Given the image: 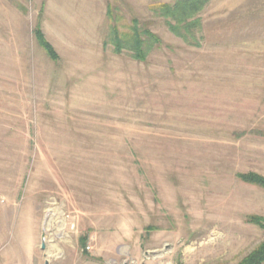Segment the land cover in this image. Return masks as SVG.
<instances>
[{"label":"rangeland","instance_id":"obj_1","mask_svg":"<svg viewBox=\"0 0 264 264\" xmlns=\"http://www.w3.org/2000/svg\"><path fill=\"white\" fill-rule=\"evenodd\" d=\"M152 8L0 0V264H239L264 239L236 176L264 177V0H209L199 47ZM133 20L145 62L109 43Z\"/></svg>","mask_w":264,"mask_h":264},{"label":"trees","instance_id":"obj_2","mask_svg":"<svg viewBox=\"0 0 264 264\" xmlns=\"http://www.w3.org/2000/svg\"><path fill=\"white\" fill-rule=\"evenodd\" d=\"M152 11L155 16L162 19L167 30L176 38H179L188 46L199 47L197 34L201 32L202 20L200 14L205 9L209 0H171L166 3L160 0H150ZM109 19L112 13L108 14ZM37 40L43 49L55 59V54L46 43L39 31L36 33ZM109 43L113 46L114 53L128 52L130 57L138 62H145L161 41L149 30L139 27L138 22L133 20L128 31L120 33L115 26L109 30ZM264 136V131L256 132ZM238 180L243 183L254 185L264 190V177L255 173L236 174ZM247 222L259 227L264 232V218L251 216ZM222 264V263H220ZM239 264H264V239L248 253Z\"/></svg>","mask_w":264,"mask_h":264},{"label":"water","instance_id":"obj_3","mask_svg":"<svg viewBox=\"0 0 264 264\" xmlns=\"http://www.w3.org/2000/svg\"><path fill=\"white\" fill-rule=\"evenodd\" d=\"M41 248L44 249V246L42 245ZM44 264H48V262L46 261Z\"/></svg>","mask_w":264,"mask_h":264},{"label":"crops","instance_id":"obj_4","mask_svg":"<svg viewBox=\"0 0 264 264\" xmlns=\"http://www.w3.org/2000/svg\"><path fill=\"white\" fill-rule=\"evenodd\" d=\"M13 29H14V26H13Z\"/></svg>","mask_w":264,"mask_h":264}]
</instances>
